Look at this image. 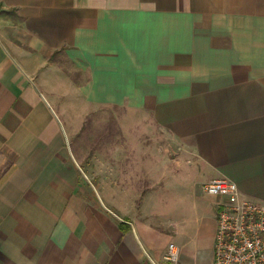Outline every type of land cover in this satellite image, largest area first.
Here are the masks:
<instances>
[{
  "label": "crops",
  "instance_id": "crops-1",
  "mask_svg": "<svg viewBox=\"0 0 264 264\" xmlns=\"http://www.w3.org/2000/svg\"><path fill=\"white\" fill-rule=\"evenodd\" d=\"M222 177L264 204V0H0V264H213Z\"/></svg>",
  "mask_w": 264,
  "mask_h": 264
},
{
  "label": "built area",
  "instance_id": "built-area-1",
  "mask_svg": "<svg viewBox=\"0 0 264 264\" xmlns=\"http://www.w3.org/2000/svg\"><path fill=\"white\" fill-rule=\"evenodd\" d=\"M202 190L218 198L213 264H264V204L244 197L223 177L209 179ZM177 254L170 244L166 258Z\"/></svg>",
  "mask_w": 264,
  "mask_h": 264
},
{
  "label": "rangeland",
  "instance_id": "rangeland-1",
  "mask_svg": "<svg viewBox=\"0 0 264 264\" xmlns=\"http://www.w3.org/2000/svg\"><path fill=\"white\" fill-rule=\"evenodd\" d=\"M119 115L120 111L117 109H98L86 116L81 129L71 139L70 146L75 158L80 163L83 181H90V173L85 171V168L91 159H96V154H98L97 159L100 162L111 158L108 149L112 147L120 149L125 147L124 150L132 149L134 150L133 156L137 155L139 150L137 144L133 140L123 141L121 138V130L117 121ZM120 156L117 157L121 160L122 156Z\"/></svg>",
  "mask_w": 264,
  "mask_h": 264
},
{
  "label": "trees",
  "instance_id": "trees-1",
  "mask_svg": "<svg viewBox=\"0 0 264 264\" xmlns=\"http://www.w3.org/2000/svg\"><path fill=\"white\" fill-rule=\"evenodd\" d=\"M121 226V228H122V225H120Z\"/></svg>",
  "mask_w": 264,
  "mask_h": 264
}]
</instances>
